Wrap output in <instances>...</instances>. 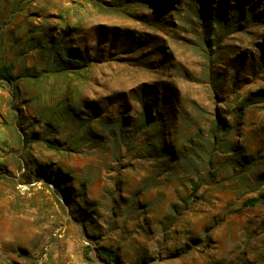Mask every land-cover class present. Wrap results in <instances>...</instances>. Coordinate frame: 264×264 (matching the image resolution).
<instances>
[{
  "label": "rangeland",
  "instance_id": "rangeland-1",
  "mask_svg": "<svg viewBox=\"0 0 264 264\" xmlns=\"http://www.w3.org/2000/svg\"><path fill=\"white\" fill-rule=\"evenodd\" d=\"M99 249L264 264V0H0V264Z\"/></svg>",
  "mask_w": 264,
  "mask_h": 264
},
{
  "label": "trees",
  "instance_id": "trees-1",
  "mask_svg": "<svg viewBox=\"0 0 264 264\" xmlns=\"http://www.w3.org/2000/svg\"><path fill=\"white\" fill-rule=\"evenodd\" d=\"M6 77L8 78V80H10L11 78L9 74H7ZM96 255L101 261L106 264H118V257L113 252L105 249H99L97 250ZM85 257L87 258V254L85 255Z\"/></svg>",
  "mask_w": 264,
  "mask_h": 264
}]
</instances>
